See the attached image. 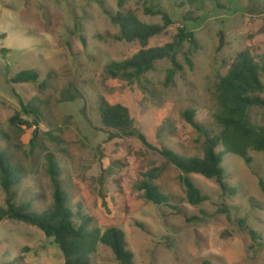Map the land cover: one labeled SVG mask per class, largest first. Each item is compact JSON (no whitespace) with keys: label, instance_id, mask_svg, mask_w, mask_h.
Instances as JSON below:
<instances>
[{"label":"rangeland","instance_id":"1","mask_svg":"<svg viewBox=\"0 0 264 264\" xmlns=\"http://www.w3.org/2000/svg\"><path fill=\"white\" fill-rule=\"evenodd\" d=\"M119 0H0V150L21 181L13 189L15 203L29 202L33 212L52 203L47 159L58 166L59 184L69 206L92 219L100 231L109 227L125 235L134 264H264V154L249 152L251 163L223 156L225 183L234 196L221 195L214 180L190 178L207 197L191 206L181 174L144 144L165 147L183 157H201L203 138L183 119L193 110L195 121L214 135L216 85L243 52L256 61L264 55V0H123L126 9L146 24L170 19L163 34L148 47L176 39L179 29L191 31L192 48L179 42L182 70L165 84L168 61H159L137 84L108 75L106 68L132 57L137 43L115 39L118 27L103 13H115ZM223 41L221 48L220 41ZM188 61L191 63L189 66ZM35 70L34 83L14 81ZM102 100L129 108L134 128L124 135L100 121ZM38 109L40 121L21 112ZM20 112L30 126L12 127ZM264 127V109L249 112ZM221 149H219L220 151ZM151 180L170 201L154 205L139 189ZM0 206L5 194L0 187ZM256 232L252 240L241 226ZM92 264H118L112 252L98 245ZM63 264L61 251L38 229L21 222L0 223V264Z\"/></svg>","mask_w":264,"mask_h":264},{"label":"trees","instance_id":"2","mask_svg":"<svg viewBox=\"0 0 264 264\" xmlns=\"http://www.w3.org/2000/svg\"><path fill=\"white\" fill-rule=\"evenodd\" d=\"M103 13L118 27L119 34L115 37L117 41L139 45V50L132 57L112 63L106 68L108 75L123 79L128 84L139 83L146 74L153 71L156 62L165 60L170 63L165 84L171 85L174 77L182 70L176 60L178 41H187L192 48L197 47L193 33L186 28L179 29L176 39L171 43L148 47L149 41L163 34L171 24L170 19L161 11L145 10L146 15L161 16L163 23L153 25L141 22L135 12L125 8L123 0H119L115 13L106 10H103ZM222 45L221 40L219 48ZM188 63L191 67V63ZM39 77L35 70H24L17 73L13 79L20 83H34ZM215 100L217 112L214 115V123L219 130L216 135L195 121L193 110H186L182 114L186 123L203 138L201 157H183L165 147L152 146L140 137L146 146L181 174L180 181L184 187L185 198L191 206H198L207 201V197L190 178L191 175L214 180L223 197L234 196L235 189L225 183L223 156L235 155L249 166V152L264 154V127L252 124L249 116L253 107L264 109V55L256 61L247 51L239 54L226 74L219 79ZM21 112L32 115L36 120L35 125L40 121V113L33 106L22 105ZM99 114L102 126L107 129L128 135L134 128L129 108L121 103L102 100ZM8 121L15 128L30 126V123L20 119V112ZM47 173L53 187L52 203L43 211L33 212L29 202L15 203L12 191L19 185L21 177L11 166L7 154L0 150V187L5 194V207L0 206V223L11 220L38 229L47 239H52L53 244L61 251L63 264H92L91 257L98 245L108 248L118 264H134L133 255L127 249L125 235L120 229L109 227L102 232L92 225L90 217L70 208L68 195L59 184L57 163L52 158L47 159ZM154 178L155 176H150L140 184L143 198L154 205H167L170 199L152 184L151 180ZM259 187L264 191V182L259 181ZM241 226L252 240H260L245 222Z\"/></svg>","mask_w":264,"mask_h":264}]
</instances>
